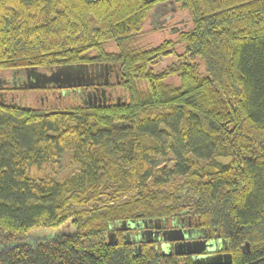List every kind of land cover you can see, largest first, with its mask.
Returning a JSON list of instances; mask_svg holds the SVG:
<instances>
[{"label":"trees","instance_id":"1","mask_svg":"<svg viewBox=\"0 0 264 264\" xmlns=\"http://www.w3.org/2000/svg\"><path fill=\"white\" fill-rule=\"evenodd\" d=\"M166 1L0 0V73L119 69L107 89L118 101L104 105L0 102V264H192L108 239L117 225L182 214L230 264H264V0H172L186 27L142 43L148 14ZM162 140L175 156L168 176L184 179L160 196L145 186L160 180L142 157ZM64 152L77 173L31 174ZM67 222L71 232L28 244L32 230Z\"/></svg>","mask_w":264,"mask_h":264},{"label":"flooded vegetation","instance_id":"2","mask_svg":"<svg viewBox=\"0 0 264 264\" xmlns=\"http://www.w3.org/2000/svg\"><path fill=\"white\" fill-rule=\"evenodd\" d=\"M166 9V8H164ZM166 16H161L159 20L153 19V25H157L158 22L164 20ZM180 22V21H179ZM175 20V16L171 19H167L163 24L162 29H158L161 34H166L169 31L176 32L179 30L178 25L182 24ZM150 23V22H149ZM48 71L38 70L35 68L15 71H4L0 73V102L14 103L21 94H33L37 97L39 95V101L41 105H44V101L47 103L53 102L54 98H67L68 96H76L80 98L82 102L87 103L89 106H100L111 102L118 98L112 97L111 93L107 90L113 84V81L117 79L116 73L113 70L106 71L99 67V65H92V68L88 70L87 74L83 76L81 82L92 83L88 86L81 87H62L59 88L52 84H45V86H39L43 79V74H49ZM107 81V86L104 82ZM185 218L187 220L185 221ZM161 227L157 228L154 221H136L133 228L126 226L122 229L120 225H117L116 229H111L113 232L109 233V237L116 238L119 234L122 239H126L128 243L139 250L143 243H147L153 246V248L159 252H163V249L168 247L171 254L176 250L186 251L198 250L206 245V251L202 255L212 253H224L219 241L210 232L198 227V222L186 214L179 215L171 220L161 221ZM163 238H182V243L179 242H163ZM153 241V242H146ZM204 242V243H202ZM188 243H191L188 245ZM170 255V254H169ZM184 261L190 260L192 262V255H179Z\"/></svg>","mask_w":264,"mask_h":264},{"label":"rangeland","instance_id":"3","mask_svg":"<svg viewBox=\"0 0 264 264\" xmlns=\"http://www.w3.org/2000/svg\"><path fill=\"white\" fill-rule=\"evenodd\" d=\"M175 16V20L177 22L182 23L178 25L179 28L178 31L173 32L169 31L166 34H161V32H158V29H153L152 25L149 23V18L147 19L146 25H145V36L143 37L142 43L148 44V45H155L162 40L165 39H174L175 36L172 34H175L179 32L181 29H184L186 27L185 23V17L186 14L179 15L176 12L173 14V17ZM166 17H169V14L166 15ZM170 19V18H169ZM165 24V23H164ZM176 61V58L173 56L162 58L159 63L154 66V71L159 72L164 67L168 66L169 64ZM19 102L24 104L27 107H36L39 105V95L37 94V97H35L33 94H21L19 98H17ZM16 102V101H15ZM49 106V105H48ZM161 147L156 150L155 152H150L148 155L143 156L142 160V166L144 169V172L150 171L151 174L159 178L160 181L153 183L152 181H148L145 183V186L149 190L155 191L158 195H165L168 192L175 189L178 185H180L183 182L182 176H168V171L173 167L175 163V156L172 153V151L169 149L170 142H167L166 140L161 141ZM165 169L163 174H161V169ZM78 171V165L72 158V155L68 152H64L60 154L56 160V162H48L45 166L41 167V169L36 172L34 169L31 170V174L43 176L44 178L48 179L51 178L53 181L61 182L64 179H66L68 176L77 173ZM143 172V171H142ZM139 192L138 189L135 188L132 191H130L126 196H124L122 199H128L132 196H138ZM73 229L69 222L57 227V228H40L35 229L30 232L28 235V244L32 245L36 242L44 241L45 239L60 233H69Z\"/></svg>","mask_w":264,"mask_h":264},{"label":"water","instance_id":"4","mask_svg":"<svg viewBox=\"0 0 264 264\" xmlns=\"http://www.w3.org/2000/svg\"><path fill=\"white\" fill-rule=\"evenodd\" d=\"M166 8V9H164ZM177 7L174 4L172 0L166 1L164 3H160L156 5L153 10L148 14L149 22L152 25L153 29H162L163 24L167 19H171L173 17V14L176 12ZM169 14V17H166L164 20L161 21H156L158 22L157 25H153V19L159 20L161 16H166ZM100 68L105 69L106 71L108 70H113L114 68L110 65H99ZM92 68V65H85V64H77V65H65L61 67H56L54 69H51V72L49 74H43V79L41 81V84L39 86H45V84L49 85L52 84L54 86H57L59 88L62 87H81V86H88V82H81V79L83 78L84 75L87 74L88 70ZM116 75H118L119 69H114ZM117 79L119 78L116 76ZM121 78V77H120ZM107 81L104 82V85L107 86ZM154 223L156 224V227L159 228L161 227V221L160 220H154ZM134 222L131 221L129 222V228H133ZM122 229H125L127 224H121L120 225ZM109 241L111 238L108 236ZM125 241H127L124 238ZM179 242L180 244L182 243V238H163V242L165 243H170V242ZM146 242H153V241H146ZM204 243V242H202ZM191 243H188L190 245ZM140 249V248H139ZM206 251V245L198 250L191 251V250H186V251H173L174 255H192L194 256L192 258V264H230L231 263V258L228 254L225 253H212V254H207V255H202V253ZM244 251H248V245H245ZM163 255H169L171 254L168 247L163 249L162 252Z\"/></svg>","mask_w":264,"mask_h":264}]
</instances>
